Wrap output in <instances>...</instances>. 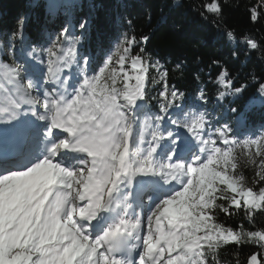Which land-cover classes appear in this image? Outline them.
<instances>
[{"label": "snow or ice", "instance_id": "snow-or-ice-1", "mask_svg": "<svg viewBox=\"0 0 264 264\" xmlns=\"http://www.w3.org/2000/svg\"><path fill=\"white\" fill-rule=\"evenodd\" d=\"M202 7L190 10L204 21L222 16L219 0ZM26 22L19 16L0 36V264H221L229 244L258 245L260 258L245 264H264V230L217 220L264 215V135L240 141L229 123L245 126L236 104L250 87L249 104L264 106V82L239 83L213 60L216 77L209 70L189 95L170 82L183 63L153 59L147 35L124 32L115 50L81 54L88 18L36 39ZM219 37L238 44L231 31ZM241 43L245 56L260 48ZM231 55L239 60V46ZM224 103L227 118L215 119ZM236 147L257 165L251 184L236 172Z\"/></svg>", "mask_w": 264, "mask_h": 264}, {"label": "trees", "instance_id": "trees-1", "mask_svg": "<svg viewBox=\"0 0 264 264\" xmlns=\"http://www.w3.org/2000/svg\"><path fill=\"white\" fill-rule=\"evenodd\" d=\"M75 7L66 9L65 0H0V36L16 26L19 16L25 15V36L36 39L42 32L55 35L66 20L76 23L82 18L90 21V30L85 37L81 53L91 52L97 54L100 48L115 50L117 39L122 33L133 34L139 39L143 35L151 39L147 50L153 59L167 61L170 65L175 61L183 63L187 71L181 76L173 74L170 82L189 95L196 92L198 87H204L201 81H206L208 72L214 79L220 71L213 66V60H219L221 67H226L232 77L239 83L253 84L255 81L264 82V4L261 0H219L222 16L218 21L211 19L201 20L197 11H191L196 6L203 11V5L215 0H180L181 7L175 6V0H73ZM51 6L52 12L49 8ZM256 9L260 14L257 21H252L250 12ZM129 21L131 22L129 24ZM231 31L235 34L238 44L227 45L221 41L219 32ZM253 39L260 48L251 51L249 55L243 54L242 41ZM239 46L241 55L235 59L231 52ZM19 47V45H17ZM137 49L134 48V52ZM95 67V65H93ZM198 70L200 79L197 80ZM155 72L149 69V78ZM157 88L149 83L148 89ZM208 95L214 92L212 83H207ZM257 89L250 87L247 95L236 104L245 112V126L237 129L234 121H229L237 139H245L246 131H253V137L264 135V106L258 102L249 104L255 96ZM154 94V93H153ZM246 105L248 107H246ZM215 106V101L209 108ZM228 103L217 109L215 119L226 116ZM241 141V140H240ZM238 155L237 174H242L249 184L255 179L257 165L246 163L247 150L236 147ZM257 161L260 158L256 159ZM255 187H259L255 185ZM217 220L226 227L239 230L242 226L246 231L264 230V215L257 214L250 223L242 215H233L231 218L223 213H217ZM256 254L260 258L258 245H225L220 249L221 264H235L238 258L241 264Z\"/></svg>", "mask_w": 264, "mask_h": 264}, {"label": "rangeland", "instance_id": "rangeland-1", "mask_svg": "<svg viewBox=\"0 0 264 264\" xmlns=\"http://www.w3.org/2000/svg\"><path fill=\"white\" fill-rule=\"evenodd\" d=\"M261 2L264 4V0H261ZM234 45H235V44H234ZM242 45H243V44H242ZM81 54H82V53H81ZM90 71H91V70H90ZM221 110H222V109H221ZM234 135L237 137L238 134L234 131ZM261 136H262V135H261ZM244 137H245V139H247V138H255V137H253V131H249V130L245 132V136H244ZM256 137H259V136H256ZM240 140L243 141L244 138L241 137ZM245 149H246V148H245ZM246 150H247V152L249 151L248 149H246ZM251 151L254 153V152L256 151V147L253 146L252 149H251ZM258 158H260V157L257 156L256 159H258Z\"/></svg>", "mask_w": 264, "mask_h": 264}, {"label": "bare ground", "instance_id": "bare-ground-1", "mask_svg": "<svg viewBox=\"0 0 264 264\" xmlns=\"http://www.w3.org/2000/svg\"><path fill=\"white\" fill-rule=\"evenodd\" d=\"M222 109V108H221Z\"/></svg>", "mask_w": 264, "mask_h": 264}]
</instances>
